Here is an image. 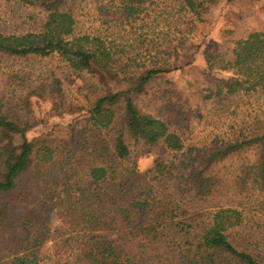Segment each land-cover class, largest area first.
Returning a JSON list of instances; mask_svg holds the SVG:
<instances>
[{
  "label": "trees",
  "instance_id": "obj_1",
  "mask_svg": "<svg viewBox=\"0 0 264 264\" xmlns=\"http://www.w3.org/2000/svg\"><path fill=\"white\" fill-rule=\"evenodd\" d=\"M218 1H171L174 23L184 26L175 29L179 46ZM67 2L28 0L45 14L42 26L22 35L0 33V53L58 55L74 79L85 72L112 75L139 89L104 92L84 125L61 141L29 140L28 123L0 99V199L12 197L0 205V264H40L50 241L58 264H159L171 253L184 264H264V245L251 233L239 238L240 245L232 240L247 230L244 215L219 201L262 197L258 206H264V131L214 150L188 148L172 121L142 113L135 103L144 86L167 70L132 75L128 65L119 66L123 51L106 37L76 34ZM155 2L121 0L117 14L129 24L145 23L157 14ZM204 55L216 79L214 94L204 99L264 91V32L237 41L228 54L207 48ZM159 147L152 167L140 171L139 160ZM248 150L254 160L236 174L228 171L227 162ZM215 201V211L206 214Z\"/></svg>",
  "mask_w": 264,
  "mask_h": 264
},
{
  "label": "rangeland",
  "instance_id": "obj_2",
  "mask_svg": "<svg viewBox=\"0 0 264 264\" xmlns=\"http://www.w3.org/2000/svg\"><path fill=\"white\" fill-rule=\"evenodd\" d=\"M171 1L156 0L153 10L157 14L146 18L145 23L135 24H129L124 16L117 14L122 8L121 0H68L67 7L75 13L76 34L106 37L123 51L119 66L128 65L132 75L152 67L162 66L167 70L144 86L135 103L142 113L172 121V131L182 136L188 148L214 150L216 146L263 132L264 91L204 99L213 92L216 83L207 72L204 52L210 48L215 53L228 54L237 41L264 32V0L231 3L219 0L203 17V22H196L195 30L182 46L176 40L175 29L183 31L184 26L181 22L174 23L175 5ZM45 17L28 0H0L3 35L38 31ZM175 46L179 47L177 51ZM132 57H136V63L128 61ZM68 68L58 55L17 58L0 53V99L9 112L28 123L29 140L68 139L73 127L84 125L87 110L104 92L115 94L139 89L138 84L120 82L112 75L85 72L82 78L74 79ZM39 86L44 89H36ZM34 91L39 94L33 95ZM161 150L159 147L155 155L143 156L138 164L140 171L152 167ZM253 160V151H243L229 160L226 168L236 174L242 163ZM11 198H1L0 205ZM219 201L238 208L245 217L247 230L236 231L232 240L240 245L239 238L251 233L253 242L263 246L264 206L261 209L258 206L262 197ZM215 205L216 201L205 213L215 211ZM56 224L53 220L52 227ZM54 251L53 243H46L40 253V264H58L59 257ZM161 258L159 264H184L179 253Z\"/></svg>",
  "mask_w": 264,
  "mask_h": 264
}]
</instances>
